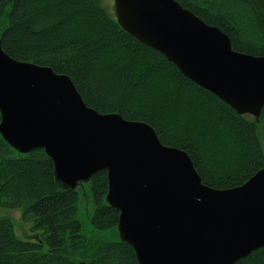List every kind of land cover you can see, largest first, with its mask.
<instances>
[{
  "label": "trees",
  "instance_id": "16d2710c",
  "mask_svg": "<svg viewBox=\"0 0 264 264\" xmlns=\"http://www.w3.org/2000/svg\"><path fill=\"white\" fill-rule=\"evenodd\" d=\"M175 1L225 33L234 51L264 56V0ZM0 40L9 57L67 75L87 107L148 124L163 145L189 156L208 187H237L264 167V106L258 121L238 114L127 34L101 0H0ZM82 187L61 188L43 149L21 154L0 136V208L20 209L37 234L20 239L1 217L0 264H137L119 236V212L105 201L106 170ZM84 191L88 230L78 218ZM234 264H264V246Z\"/></svg>",
  "mask_w": 264,
  "mask_h": 264
},
{
  "label": "water",
  "instance_id": "95a60500",
  "mask_svg": "<svg viewBox=\"0 0 264 264\" xmlns=\"http://www.w3.org/2000/svg\"><path fill=\"white\" fill-rule=\"evenodd\" d=\"M113 13L186 78L258 121L264 56L234 51L175 0H113ZM0 136L21 154L43 149L63 189L106 170L105 200L137 264H234L264 246V167L237 187H208L148 124L87 107L67 75L9 57L1 40Z\"/></svg>",
  "mask_w": 264,
  "mask_h": 264
},
{
  "label": "rangeland",
  "instance_id": "374dc122",
  "mask_svg": "<svg viewBox=\"0 0 264 264\" xmlns=\"http://www.w3.org/2000/svg\"><path fill=\"white\" fill-rule=\"evenodd\" d=\"M101 4L108 10L113 11V0H101ZM257 135L262 147V151L264 153V122L258 125ZM85 184L86 182L79 183L78 186L81 185L85 187ZM84 187H82L81 190H83ZM86 192L87 191H84V193H80V199L78 202V218L83 224V229L88 230L90 227L89 223H90L92 208H91L90 196ZM1 217L9 218L12 220V222L14 223V231L18 238L33 239L34 237H37V234L33 233V231L31 230V223L22 221L20 209L10 210V209L0 208V218ZM103 235L106 234H103L101 232L100 237L103 238L104 237Z\"/></svg>",
  "mask_w": 264,
  "mask_h": 264
}]
</instances>
